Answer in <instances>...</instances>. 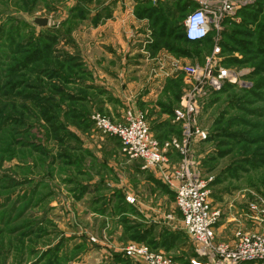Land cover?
I'll list each match as a JSON object with an SVG mask.
<instances>
[{
	"label": "rangeland",
	"instance_id": "rangeland-1",
	"mask_svg": "<svg viewBox=\"0 0 264 264\" xmlns=\"http://www.w3.org/2000/svg\"><path fill=\"white\" fill-rule=\"evenodd\" d=\"M190 2L0 0V264H147L127 254L131 245L178 264L204 261L162 170L129 161L94 118L142 112L160 141L180 137L177 111L195 86L202 94L193 124L207 134L193 137L189 156L221 213L215 241L232 243L239 230L264 233V0L238 1L194 45L180 32ZM129 16L144 20L115 24ZM36 17L49 24L38 26ZM115 33L126 43H115ZM115 44L138 50L131 58L138 66L173 69L167 104L115 112ZM167 45L195 56L166 58ZM216 46L215 68L228 71L220 88L204 76L188 81L184 67L206 64ZM169 159L168 170L182 157L171 150ZM116 175L131 192L126 199L121 191L116 198Z\"/></svg>",
	"mask_w": 264,
	"mask_h": 264
},
{
	"label": "built area",
	"instance_id": "built-area-1",
	"mask_svg": "<svg viewBox=\"0 0 264 264\" xmlns=\"http://www.w3.org/2000/svg\"><path fill=\"white\" fill-rule=\"evenodd\" d=\"M191 1L196 2L197 6L187 14L183 27L186 38L196 42L209 36L213 18H222L224 12L229 11L240 0ZM219 51L220 46H216L202 66L186 65L184 72L188 81L195 80V83L200 84L198 81L204 76L209 78V84L214 90L219 89L222 79L228 73L224 67L215 68V56ZM201 94L196 86L186 90L181 100L182 109L177 111L179 120L184 119L181 136L164 142L153 135L147 117L142 112L129 111L122 121L101 114L94 118L98 128L119 139L124 155L131 159H141L144 168L162 170L163 179L174 191L176 205L182 212L184 230L193 239L197 255L205 259L195 260L194 264H264V233L239 230L232 243L215 241V226L221 213L213 208L207 180L202 171L196 169L189 156V145L193 137L203 140L207 134L201 127L193 124L196 116L193 114L198 113V97ZM171 150L177 151L182 159L168 170ZM126 252L143 257L147 264H178L162 251L152 252L145 245H131Z\"/></svg>",
	"mask_w": 264,
	"mask_h": 264
},
{
	"label": "crops",
	"instance_id": "crops-1",
	"mask_svg": "<svg viewBox=\"0 0 264 264\" xmlns=\"http://www.w3.org/2000/svg\"><path fill=\"white\" fill-rule=\"evenodd\" d=\"M191 5L194 7L197 6L196 2H190ZM141 20H144V18L140 17H131L129 16L128 18H117L115 21V24L117 26H120L124 22H127L129 26H136V24H140ZM156 20V24L158 25L159 22L158 20L161 21L162 19L160 17L153 19L152 21ZM184 31V27L182 24V28ZM159 30V29H158ZM162 32H165V29L162 30ZM186 37V36H185ZM162 38V36H161ZM123 36L115 33V43L118 42V44L121 43H126V41H123ZM155 42V39H150L148 42ZM184 41L185 38H184ZM134 45L133 41H128L127 43ZM191 44V43H190ZM132 51H130V50ZM127 48V50L121 48V45H116L115 44V59H119L120 62L117 64V61H115V112L122 117L124 116L123 112V106H144L145 108H153L154 105L157 106H164L167 104L171 98L170 93L167 95H163L165 90L169 87L168 84L170 80L172 81L175 76L173 75L172 72L173 69H166L163 73L160 71H156V69H153V71L149 70V66H146L145 64L143 66H138L135 63L132 62L131 58L135 57L136 54H139V52L136 49ZM165 50V51H163ZM179 52L177 48L175 47H169L167 46H161L160 48V53L164 57H178L180 56H185V57H190L191 59L194 58L195 54L194 53H177ZM153 55V54H151ZM163 69V68H162ZM155 71V72H154ZM173 75V77H170ZM161 95L163 97H161ZM152 120V118H151ZM120 121V120H117ZM164 130V129H163ZM155 135L158 137H163L160 135L159 132H155ZM159 139V138H158ZM163 139V138H162ZM174 153L171 154V157H173ZM126 157V156H124ZM129 161L134 162L137 161L135 159H129ZM140 168L144 170L142 167L141 162L138 160ZM145 171V170H144ZM115 180L118 181V183H115V189L118 190L117 194V199L119 196H121V191L122 197L126 199L127 194L131 195L130 191H126L127 193L125 194L122 189L123 184V179L119 178L118 175L115 176ZM115 198V195H114ZM115 198V199H116ZM168 218V215H167ZM170 218V217H169ZM175 222V221H174ZM169 222V225L171 228H174L175 230H180L181 227H179L178 222ZM155 247V246H154ZM157 248V247H156Z\"/></svg>",
	"mask_w": 264,
	"mask_h": 264
},
{
	"label": "water",
	"instance_id": "water-1",
	"mask_svg": "<svg viewBox=\"0 0 264 264\" xmlns=\"http://www.w3.org/2000/svg\"><path fill=\"white\" fill-rule=\"evenodd\" d=\"M34 23L38 26L45 27L49 24V19L47 17H36Z\"/></svg>",
	"mask_w": 264,
	"mask_h": 264
},
{
	"label": "trees",
	"instance_id": "trees-1",
	"mask_svg": "<svg viewBox=\"0 0 264 264\" xmlns=\"http://www.w3.org/2000/svg\"><path fill=\"white\" fill-rule=\"evenodd\" d=\"M180 32L182 33L183 40H184V38H185V40H186L185 42L188 43V44H190V43L193 44V45L196 44V43L200 44V43L203 41V40H202V41H196V42L189 41V40L185 37L184 31H183L181 28H180ZM206 39H207V38H206ZM206 39H204V41H205ZM116 139H117V137H116ZM155 247H156V246H155Z\"/></svg>",
	"mask_w": 264,
	"mask_h": 264
}]
</instances>
